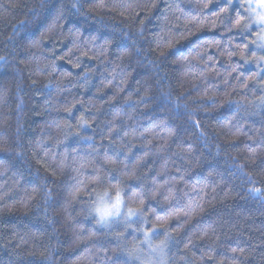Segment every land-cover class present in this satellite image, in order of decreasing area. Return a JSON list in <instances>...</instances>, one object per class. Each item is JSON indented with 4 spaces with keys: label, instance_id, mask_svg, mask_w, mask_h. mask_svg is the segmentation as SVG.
Here are the masks:
<instances>
[{
    "label": "trees",
    "instance_id": "trees-1",
    "mask_svg": "<svg viewBox=\"0 0 264 264\" xmlns=\"http://www.w3.org/2000/svg\"><path fill=\"white\" fill-rule=\"evenodd\" d=\"M261 33L234 0H0V264H264Z\"/></svg>",
    "mask_w": 264,
    "mask_h": 264
},
{
    "label": "rangeland",
    "instance_id": "rangeland-1",
    "mask_svg": "<svg viewBox=\"0 0 264 264\" xmlns=\"http://www.w3.org/2000/svg\"><path fill=\"white\" fill-rule=\"evenodd\" d=\"M234 3L236 5L242 4V5H245L248 7L249 14L254 19V25L258 26L262 32L261 33V39L258 41V43L262 47V50H264V23L260 22L259 16H258V13L264 12V10H262L259 7L257 0H234ZM114 202H115V198L112 199L111 201H106L105 203H102V205H100V207H103L105 205H111ZM133 217H134V213L130 210H126L124 207L123 201L121 200V207H120L119 214L108 217L106 220L103 221V223L108 224L109 222L116 220V219H119V218L124 220V221L125 220L131 221L130 219H132ZM158 255L160 257V252L158 253ZM158 255L156 258L157 260H158Z\"/></svg>",
    "mask_w": 264,
    "mask_h": 264
},
{
    "label": "snow or ice",
    "instance_id": "snow-or-ice-1",
    "mask_svg": "<svg viewBox=\"0 0 264 264\" xmlns=\"http://www.w3.org/2000/svg\"><path fill=\"white\" fill-rule=\"evenodd\" d=\"M257 3L259 7L264 10V0H257ZM259 20L261 23H264V12L258 13ZM105 196L108 194L105 193ZM103 199V198H102ZM120 207H121V194L118 191L115 197V202L112 203L111 205H105L103 207H98L97 212L100 217V222H103L106 220L108 217H111L113 215H118L120 212Z\"/></svg>",
    "mask_w": 264,
    "mask_h": 264
}]
</instances>
